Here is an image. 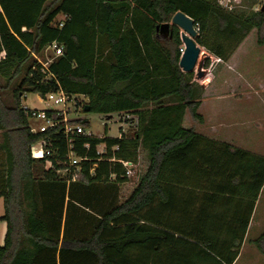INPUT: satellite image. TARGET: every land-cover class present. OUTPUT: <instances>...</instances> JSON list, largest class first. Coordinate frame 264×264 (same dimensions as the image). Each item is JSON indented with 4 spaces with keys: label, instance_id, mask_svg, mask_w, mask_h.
I'll return each mask as SVG.
<instances>
[{
    "label": "trees",
    "instance_id": "16d2710c",
    "mask_svg": "<svg viewBox=\"0 0 264 264\" xmlns=\"http://www.w3.org/2000/svg\"><path fill=\"white\" fill-rule=\"evenodd\" d=\"M247 1L228 10L218 0H0V198L7 223L0 264L234 262L237 251L225 257L217 237L204 232L208 222L188 231L165 216L171 211L170 185L214 182L207 198L216 203L225 185L241 174L242 197L250 201L249 216L238 221L243 240L264 187V156L183 127L187 109L204 121L198 114L203 87L193 81L194 72L182 71V30L171 23L177 12L192 18L199 29L197 44L225 62L254 29L264 44V12L255 10L264 1L254 0L249 9ZM62 14L69 20L60 28ZM163 24H171L167 37L158 30ZM54 42L64 47V55L49 66L55 78L44 81L35 56H44ZM59 89L86 96L89 113L137 116L132 136L76 139V154L90 159L69 186L45 169L46 159H34L30 152L44 138H59L62 126L32 133L20 101L24 92L46 95ZM101 144L106 160L98 161ZM212 145L226 147L227 153L211 155ZM54 147L57 166L67 143L60 139ZM140 149L147 153L148 169L120 202V186L129 181L122 161L135 165ZM219 160L227 166H217ZM239 185L233 186L232 197L238 196ZM263 241L264 235L257 243Z\"/></svg>",
    "mask_w": 264,
    "mask_h": 264
},
{
    "label": "crops",
    "instance_id": "0c3cea01",
    "mask_svg": "<svg viewBox=\"0 0 264 264\" xmlns=\"http://www.w3.org/2000/svg\"><path fill=\"white\" fill-rule=\"evenodd\" d=\"M64 16V14L59 15L58 21H63ZM169 32L161 33L162 35L167 37ZM249 35L241 43L236 52L228 61H223V63H220L218 65L223 64L228 68V71H233L237 74L240 73V69L236 65L235 59L237 58L238 60H242L244 57L247 56V53H244L243 49L245 47V43ZM238 56L241 58H238ZM224 78L225 76H223V79ZM232 87L233 85H231L230 81H227V79L223 80L221 84L216 82V80L211 79L210 83L204 86L201 93H199L201 94V103L198 108V114L203 117L204 121L199 122L198 120H195L191 116L189 109H187L184 115L183 127H186V121L191 118L193 126L189 128L193 129L196 133L201 134L210 140L218 142L219 144L228 145L233 148L246 151L247 153H250L255 156H264V153H262L263 151L260 152L259 150H257V152L254 151L251 147H243L239 144L236 145L231 139L222 140L225 137V135H223L222 133L226 132L227 130H231L239 136L246 134L247 131L250 132V130L259 133H264L263 119L255 118L251 122L249 120L243 122L242 116L245 114L244 110L248 107V103L244 102L242 98H240L242 97L241 95H238V93L241 91V87H235L234 90L231 89ZM220 88H222V90H219ZM85 99L88 98L85 96L84 100ZM207 104L208 109H211L210 116L211 118H213V121H210L206 117V115L202 113V109ZM152 107V104L148 105V108L151 109ZM120 114L131 115L133 117V121L130 122L135 126L134 122L137 121L136 115H133L131 112H123ZM196 123L201 124V130H196ZM211 147L212 148L209 149L211 155H225L227 153V149L224 146L212 145ZM216 165L227 166V162L226 160H219L217 161ZM241 176L242 175L240 174L237 180L234 181V183H227L225 185V191L221 190V192H219L220 199L216 203L210 201L207 198L208 195L214 193V182H203L201 185L171 184L168 197L171 203V211L165 213V216L169 217L175 225H178V227L182 228L183 230L186 228L188 229V231H194L196 229H199V227H201L200 223H204V221L208 222L210 227L204 228V232L207 235H215L217 237L218 241H220L219 249L222 250L224 256L228 257L229 255H231L232 252L237 251L236 259L232 264H264V243L259 245L257 243L258 239L252 240L249 238V235L255 226V219L257 218L256 215L258 212L259 201L263 193L264 187L261 190L260 195L255 203L254 210L252 212V215L250 216V222L246 230L245 236L243 240H240L239 237H241L242 230L238 221L247 219L250 210V201L248 197H242V195H244V186L243 178H241ZM237 183H240L239 191L237 193L238 196L232 197L231 190H233V186H235V184ZM156 199L158 203L159 196L156 197ZM4 212V200L3 198H0V247L4 245L7 233V223L2 219ZM213 221H220L218 228L215 230L211 227V223ZM258 233L263 232L261 231ZM175 235L179 237V234ZM186 262L187 263L185 264H195L193 261ZM198 264L226 263L222 259H219L206 260Z\"/></svg>",
    "mask_w": 264,
    "mask_h": 264
},
{
    "label": "rangeland",
    "instance_id": "374dc122",
    "mask_svg": "<svg viewBox=\"0 0 264 264\" xmlns=\"http://www.w3.org/2000/svg\"><path fill=\"white\" fill-rule=\"evenodd\" d=\"M253 1L254 0L247 1V9L250 8V5ZM257 2L260 3L262 2V0H258ZM259 6L261 7L260 4ZM243 51L244 53H247V56L242 60H238L237 58L235 59L236 65L240 69V73L237 74L233 71H228V68L222 64L218 65L214 69L213 73L211 74V79L216 80V82L220 84L225 79H227V81L229 80L231 85H233V87L231 88L232 90H234L235 87H241V91L238 93V95H241L242 97L240 98H242L244 102L248 103V107L244 110L245 114L242 116L243 122L247 120L251 122L255 118L264 120V44L260 45L258 43L256 30H253L250 33ZM48 57H52V53H45L44 56H40L39 58H41L42 60H47ZM238 58L241 57L238 56ZM223 76H225L224 79ZM219 90H222V88H220ZM26 94L27 98L24 97ZM20 101L21 105L28 106L31 109L41 110L56 107L54 103H49L46 100L42 99L36 92L22 93ZM87 101L88 99H85L84 104L87 103ZM79 102L80 99L77 101V103ZM71 106L73 109V112L70 115L71 121H88L89 125L86 126L85 129L88 133H91L96 137L101 138L106 135L107 137L118 138L122 134L132 136L136 131V126H134L131 122H124L123 119L125 116L122 114H114L113 118L107 119V116L104 114L86 113L84 111L83 104L79 103L77 108H74L72 103ZM210 110L211 109H208L207 104L202 109V113H204L210 121H213V118H211L210 116ZM130 120L133 121L132 116ZM29 124L32 125L34 123L30 121ZM37 124L40 125L39 122ZM185 124V128L191 129L189 127L193 126L192 119H188ZM195 128L196 130H199L201 128V124L196 123ZM222 134L225 135L222 140L231 139L236 145L239 144L243 147H251L254 151L259 150L260 152L263 151L262 153H264V133L250 130V132L247 131L246 134L239 136L236 135L235 132L227 130ZM134 166L135 167L133 168V174L128 177L129 181L120 186V202H124L128 198V196L139 184L141 177L146 173L148 169L149 161L147 158V154L143 149H140L138 162ZM256 217L257 218L255 219V226L249 235V238L252 240H257L264 234V190L259 201ZM261 231L263 233H258ZM262 243H264V241Z\"/></svg>",
    "mask_w": 264,
    "mask_h": 264
},
{
    "label": "built area",
    "instance_id": "2783aa9c",
    "mask_svg": "<svg viewBox=\"0 0 264 264\" xmlns=\"http://www.w3.org/2000/svg\"><path fill=\"white\" fill-rule=\"evenodd\" d=\"M264 0H262L263 2ZM244 0H218L220 6L228 9L234 10L242 7ZM262 7V5H261ZM261 7L258 5L255 7V10H260ZM69 20L67 15L64 16L63 21H60L59 27H63L64 22ZM196 27V26H195ZM197 32H199L198 27H196ZM182 35V31H181ZM182 40V37H181ZM182 45L179 48L181 53V59L186 50V44L182 40ZM201 53L199 55L197 65L194 69V79L193 81L202 87L206 86L211 81V74L218 64L223 63V60L219 57H216L201 47ZM204 51H203V50ZM45 53H52V57H48L47 60H42L39 56H35L38 64L40 65V70L43 74H45L44 81L55 78L54 75L50 72L49 66L53 63L54 59L64 55V47L60 45L58 42L52 43L47 49ZM210 60L208 67L205 66L206 60ZM181 61V60H180ZM202 64L201 71L204 73L202 78H198L200 63ZM203 80V81H201ZM206 80V81H205ZM198 81V82H197ZM202 82V83H199ZM39 94V93H38ZM40 97L46 100L49 103H54L55 108L51 109H31L28 106H22L25 111V114L29 117V120L34 124L30 125V130L34 134H44L48 133L50 130H56L59 127L62 129L57 130L56 134L59 138H44L39 142L35 143L31 146L30 152L31 157L34 159H46L45 169L46 170H54L59 179L65 181L69 186L71 183L77 182L80 179V175L82 172V163L85 161H89L90 158L86 155L85 157H79L75 152V142L76 139L81 137L86 138H96V136L88 133L84 126L81 124H72L70 115L73 112L71 103L74 108H77L78 104H84V95H68L62 89L58 91L50 92L46 95L39 94ZM27 98V94L24 96ZM80 99V102L77 101ZM48 112L55 114L57 118H53L49 116ZM124 122H130L131 116L129 114L124 115ZM40 123L38 125L37 123ZM37 124V125H36ZM121 137V136H120ZM100 138V137H97ZM102 138V137H101ZM60 139H64L67 143V152L63 156V158L57 161V166L54 164L52 157L58 155V148L54 147V143L59 141ZM83 148L88 153L91 149L90 143H86L83 145ZM97 155L99 158L98 161H103L106 155V145L101 144L97 147ZM108 160V159H107ZM124 167L126 168V175L129 177L133 174V168L135 167L131 162L122 161ZM94 170V169H93ZM92 170V172H93Z\"/></svg>",
    "mask_w": 264,
    "mask_h": 264
},
{
    "label": "water",
    "instance_id": "95a60500",
    "mask_svg": "<svg viewBox=\"0 0 264 264\" xmlns=\"http://www.w3.org/2000/svg\"><path fill=\"white\" fill-rule=\"evenodd\" d=\"M261 11L264 12V4L261 7ZM172 25L177 26L182 30V40L186 44L185 53L180 61V67L183 72L189 73L194 71L199 55L201 53V49L196 42V38L198 36V32L195 27V22L192 18L187 16L183 12H177L172 18ZM170 24H163L158 27V30L161 32H169ZM202 62L200 63L198 78H202L204 73L201 71ZM84 111L89 113V106H86ZM113 118V115H108L107 119Z\"/></svg>",
    "mask_w": 264,
    "mask_h": 264
}]
</instances>
